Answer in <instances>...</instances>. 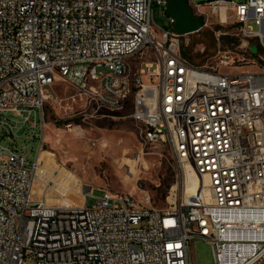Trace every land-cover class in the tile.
Wrapping results in <instances>:
<instances>
[{"label":"built area","instance_id":"2783aa9c","mask_svg":"<svg viewBox=\"0 0 264 264\" xmlns=\"http://www.w3.org/2000/svg\"><path fill=\"white\" fill-rule=\"evenodd\" d=\"M168 1L0 0V114L34 130L40 120L32 163L0 143V264H190L196 240L214 264H264V69L221 71L242 66L227 56L214 67L189 63L174 20L170 29L154 22L153 8L164 15ZM186 4L203 25L216 17L264 50V0ZM60 83L73 94L53 96ZM47 104L88 111L64 126L79 138L129 105L141 151L167 145L180 169L167 207L108 189L94 197L89 187L81 204L37 196ZM11 117L0 119V137L13 143ZM186 167L199 178L188 180Z\"/></svg>","mask_w":264,"mask_h":264},{"label":"rangeland","instance_id":"374dc122","mask_svg":"<svg viewBox=\"0 0 264 264\" xmlns=\"http://www.w3.org/2000/svg\"><path fill=\"white\" fill-rule=\"evenodd\" d=\"M207 1L210 0H192L199 4ZM153 12L156 26L171 28L168 16L162 14V8L154 7ZM249 26L253 31L257 30L253 22ZM181 49L199 57L195 59L198 66L214 67L223 56L242 64L238 68L221 69L231 74L264 69V50L260 44L256 40L237 37L233 27L220 25L216 17L209 16L199 32L183 37ZM131 62L135 66L138 56ZM51 93L63 97L65 94L72 95L73 90L60 83L53 86ZM44 115L46 128L43 148L46 154L33 185V192L37 196H44L49 204L55 206L69 202L81 204L82 191L74 193L70 189L69 175L72 174L83 191L92 188L94 197L101 196L100 189H108L130 193L138 199L149 195L152 208L161 210L167 207L168 192L180 182V169L171 158L167 145L146 146L141 151L138 127L129 118V105L86 126L84 138H79L76 130L68 132L64 127L77 124L83 115H88V111L83 112L79 104L66 111L47 104ZM3 117L11 116L0 114V119ZM11 119L15 132L13 143L6 137H0L1 146L12 148L15 145L19 152L26 155L27 162L32 163L40 142V120L37 118V128L34 130L28 123L23 124V118L14 116ZM31 119L34 120L33 117ZM94 204L95 200L88 197L87 206ZM25 264L35 262L26 259ZM190 264H214L211 246L201 240L194 241L191 244Z\"/></svg>","mask_w":264,"mask_h":264},{"label":"water","instance_id":"95a60500","mask_svg":"<svg viewBox=\"0 0 264 264\" xmlns=\"http://www.w3.org/2000/svg\"><path fill=\"white\" fill-rule=\"evenodd\" d=\"M165 13L174 20L172 31L178 35H190L201 30L200 19L195 17L186 0H169L165 7Z\"/></svg>","mask_w":264,"mask_h":264},{"label":"bare ground","instance_id":"6f19581e","mask_svg":"<svg viewBox=\"0 0 264 264\" xmlns=\"http://www.w3.org/2000/svg\"><path fill=\"white\" fill-rule=\"evenodd\" d=\"M45 154H46L45 150L41 151L40 154H39L40 167H42V164H44L43 160H44ZM69 178H70V183H71L70 189H72V192L77 191V193H80L82 191V189H81L80 184L78 183V180L72 174L69 175ZM186 178L188 180H191V179L199 178V176L194 173L193 169H191L189 167H186ZM33 185H34V183H33ZM60 203H61V201H60ZM65 204H69V203H64V205Z\"/></svg>","mask_w":264,"mask_h":264},{"label":"trees","instance_id":"16d2710c","mask_svg":"<svg viewBox=\"0 0 264 264\" xmlns=\"http://www.w3.org/2000/svg\"><path fill=\"white\" fill-rule=\"evenodd\" d=\"M200 22H201V25H203V21L201 19H200ZM182 57L185 60H187L189 63H191L192 65H196L195 59H199V57H197L196 55H193L192 53L186 50H182Z\"/></svg>","mask_w":264,"mask_h":264}]
</instances>
